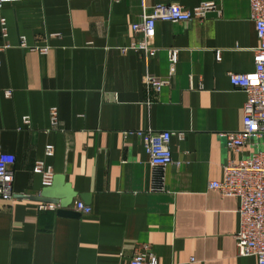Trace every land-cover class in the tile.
Segmentation results:
<instances>
[{"label":"crops","instance_id":"0c3cea01","mask_svg":"<svg viewBox=\"0 0 264 264\" xmlns=\"http://www.w3.org/2000/svg\"><path fill=\"white\" fill-rule=\"evenodd\" d=\"M159 2H4L0 146L16 162L15 197L0 198V264H130L143 248L158 264H258L238 254V199L208 187L223 179L229 160L251 152L228 149L225 137L242 128L246 100L229 74L255 68L250 3L167 0L187 10L215 5L202 18L158 20L149 38L158 50L146 56L129 48L143 40L131 25ZM46 45V54L35 49ZM170 49H179L175 64ZM147 74L170 84L155 92ZM141 130L173 132V163L150 164ZM39 160L78 194L68 206L78 215H59L60 203L51 210L41 208L49 202L18 197L46 187L34 171ZM77 201L91 212L78 211Z\"/></svg>","mask_w":264,"mask_h":264},{"label":"built area","instance_id":"2783aa9c","mask_svg":"<svg viewBox=\"0 0 264 264\" xmlns=\"http://www.w3.org/2000/svg\"><path fill=\"white\" fill-rule=\"evenodd\" d=\"M5 1L7 0H0V9ZM144 1L142 0L143 3ZM248 1L259 45L250 48L255 64L253 71L229 74L231 83L246 93V100L243 106L242 128L236 132L225 133V137L228 149L240 151L249 146L251 152L239 160H229L224 166L223 179L209 182L208 187L220 191L223 196L238 199L240 226L235 234L238 254L242 257L255 256L258 264H264V0ZM214 5V2H208L193 10H187L177 2L167 3V0H161L150 13L143 15L142 20L131 25V30L141 33L143 40L135 42L129 48L142 50L146 56L154 55L158 48L149 42V38L158 20L186 22L196 16L202 18ZM0 28L2 35L6 36V20L1 14ZM20 45L25 46V40ZM8 47H10L9 44L3 46V48ZM35 49L46 54L50 46H37ZM168 54L171 64L178 62L179 49H170ZM217 58L221 59L220 51L217 52ZM145 83L155 92H160L164 86L170 84V79L147 74ZM4 94L10 96L11 90H5ZM23 120L28 124L30 117L24 116ZM52 120L53 122L56 120V110L53 112ZM137 134L152 166L165 167L173 163L172 131L141 130ZM259 146L261 149L255 151ZM53 154L54 145H47L46 155ZM15 162L16 156L2 150L0 146V198L5 200H12L15 197L12 171ZM34 171L43 175L46 186L51 185L53 172L50 166H46L42 160H39L34 166ZM41 208L55 210L57 204L43 203ZM75 208L85 214H89L92 210L91 206L83 201L75 202ZM130 264H158V257L148 248H143L132 256Z\"/></svg>","mask_w":264,"mask_h":264},{"label":"water","instance_id":"95a60500","mask_svg":"<svg viewBox=\"0 0 264 264\" xmlns=\"http://www.w3.org/2000/svg\"><path fill=\"white\" fill-rule=\"evenodd\" d=\"M78 194L71 189L70 184H65L64 177L62 175H54L51 185L43 188L39 196H27L19 195L18 197H25L37 201L55 202L60 203V209L58 210L59 215H78L77 212L68 209L73 203L74 198ZM84 199L89 195H81Z\"/></svg>","mask_w":264,"mask_h":264},{"label":"rangeland","instance_id":"374dc122","mask_svg":"<svg viewBox=\"0 0 264 264\" xmlns=\"http://www.w3.org/2000/svg\"><path fill=\"white\" fill-rule=\"evenodd\" d=\"M259 149H261V146H259L258 148H256L255 151H257V150H259Z\"/></svg>","mask_w":264,"mask_h":264}]
</instances>
